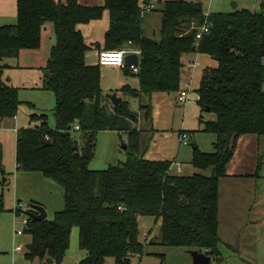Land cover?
<instances>
[{
	"label": "trees",
	"instance_id": "trees-1",
	"mask_svg": "<svg viewBox=\"0 0 264 264\" xmlns=\"http://www.w3.org/2000/svg\"><path fill=\"white\" fill-rule=\"evenodd\" d=\"M139 2L104 0L103 6L85 7L78 0H17L16 23L0 27V119L15 118L22 105L19 89L4 78L9 66L2 62L18 58L24 50H39L46 24H52L55 33L43 69L46 79L37 87L55 95V127L50 126L48 115H31L35 126L18 132L16 161L18 171L40 173L59 185L64 209L52 220L37 222L30 215L40 203L31 201L32 210L16 211L17 217L25 214L29 218L25 234L31 238L32 249L26 254L30 260L44 263L51 259L53 264H62L77 227L79 247L87 253L79 264H106L109 258L116 264H130L148 245L140 240L143 217L161 220L159 245L223 260L220 181L227 177L239 138L264 137V13L238 9L206 17L201 3L164 0L160 1L161 38L154 40L144 35V11ZM105 11L110 27L102 50L129 48L142 53L137 74L124 67L140 83L139 89L121 88L124 98L152 101L156 94L180 93L186 55H207L217 63L204 71L196 91L199 106L216 115L203 129L216 138L214 152L202 153L193 145L191 161L198 170H211L212 177L174 175L172 162L141 155L139 113L127 100L114 106L101 87V66L86 62L90 47L78 26L102 19ZM206 21L209 32L197 40ZM143 110L149 120L152 104L141 106ZM75 126L80 127L82 142L90 137L93 147L98 133L126 134V161L104 171L91 170L81 144L72 135ZM2 178L7 174L0 144V183ZM5 212V196L0 194V214Z\"/></svg>",
	"mask_w": 264,
	"mask_h": 264
},
{
	"label": "rangeland",
	"instance_id": "rangeland-1",
	"mask_svg": "<svg viewBox=\"0 0 264 264\" xmlns=\"http://www.w3.org/2000/svg\"><path fill=\"white\" fill-rule=\"evenodd\" d=\"M191 1V0H187ZM203 4L204 8H209V0H192ZM222 1V0H217ZM253 0H247V4ZM216 2V1H215ZM216 2V3H217ZM226 2L227 11L217 9L214 5L212 12H232L233 3L236 1ZM155 5L154 15L160 16L161 10L160 0H153ZM247 9L251 12H258L251 3ZM220 10V11H218ZM152 14L148 15V18ZM151 25V24H150ZM49 28V26L47 25ZM146 35L152 39H160V25H151L146 23ZM44 32V46L34 56L24 54L21 57L20 64L25 66V70L20 73L22 76L19 83L15 67L8 71L6 82L9 86L18 87L20 84L25 86L37 85L41 87L42 82L46 79L44 70H35V67L41 66V61L48 59L50 48L54 44V40L50 43L49 29ZM96 52L90 49L87 52V63H96ZM188 55L185 60H190ZM19 60V59H18ZM17 60V61H18ZM16 61V60H12ZM17 64L15 62H12ZM96 65V64H95ZM33 67L34 74L29 68ZM27 68V69H26ZM109 69L102 68V71L110 76ZM15 77V78H14ZM111 77V76H110ZM188 77V76H187ZM186 77V78H187ZM14 78V79H13ZM13 79V81H11ZM189 80V79H188ZM185 82L182 83L184 87ZM107 97L111 94L107 90V84L103 85ZM187 88L184 87L183 90ZM107 90V91H106ZM189 101L182 104L179 101V94L171 96L170 94H156L152 99L153 112L148 120L145 117V111H141V106L150 103L148 99L137 100L130 99V105L133 111L140 115V121L137 130L141 137V155L148 160L153 161H170L174 166L182 165V172H177L176 167H172L173 174L181 176H193L195 174L212 177V171H201L193 167L191 164L194 149L193 145L198 147L202 153H213L216 138L212 134L204 133L203 129L206 123L216 120V115L208 110H203L198 104V94L196 91L189 92ZM19 99L22 102L18 110V119L5 118L0 119V131L7 135L6 139H14L13 130L4 132L3 128H18L19 126L34 127L35 123L30 121L31 114L48 115L49 123L52 128L55 127L54 109L56 105L55 95L49 91L26 89L19 91ZM24 102V103H23ZM34 105L30 108L29 105ZM30 111V112H29ZM29 123V125H27ZM11 131V132H10ZM186 132L189 136V146H185L180 140V134ZM72 135L79 141L83 147V140L80 139V133L73 131ZM251 136L253 143L259 137ZM0 137L1 134H0ZM260 152L253 151L254 144L251 147L242 146L238 148L237 155L229 163L227 167V177L220 181V200H219V235L221 238L220 251L223 257L221 262L212 260L211 264H264V238L260 236L259 227L264 228V137L260 139ZM14 141V140H13ZM126 141L124 136L114 132H101L96 135L95 146L93 149L94 156L89 160V168L94 171H104L111 166L118 165L126 161L128 152L124 149ZM254 146V147H253ZM83 149V148H82ZM251 151V154L247 152ZM236 152V151H235ZM178 163V164H176ZM12 174V173H11ZM40 181H35L31 185L22 183L17 197L22 200L23 211L32 210L28 205L30 198H39L46 202L44 207L48 213V219L52 220L54 215L61 212L64 208L63 189L55 182L48 180L40 173H36ZM9 176V175H8ZM243 176V177H242ZM10 175L8 178H2L0 183V194L5 196V206L10 208L14 206V195L16 192L15 179ZM5 179V181H4ZM47 183V187L41 183ZM7 183V184H6ZM17 187V185H16ZM19 188V186H18ZM18 203V202H17ZM16 203V204H17ZM257 203V208L255 204ZM259 209V210H257ZM263 216L261 219V213ZM260 212V215L258 214ZM12 213V212H11ZM0 218L4 221L12 219L11 231L23 229L22 217L16 220L14 225L13 216L2 213ZM141 231L140 240L147 242L144 254L142 256H134L131 258L130 264H193L191 251L186 248L168 247L158 244V237L161 230V220L154 217H143L139 221ZM1 236V235H0ZM31 238L28 234L10 239L4 235L0 237V264H44L39 259L30 260L26 257L27 245L30 244ZM21 246V252L15 251V246ZM79 247V229L73 228L71 234L70 248L68 253L75 256L80 251ZM82 251V250H81ZM74 258H68L67 264H73ZM106 264H116L114 258H109Z\"/></svg>",
	"mask_w": 264,
	"mask_h": 264
},
{
	"label": "crops",
	"instance_id": "crops-1",
	"mask_svg": "<svg viewBox=\"0 0 264 264\" xmlns=\"http://www.w3.org/2000/svg\"><path fill=\"white\" fill-rule=\"evenodd\" d=\"M53 1L65 3L66 0H53ZM160 1H164V0H160ZM215 1L217 2V0H209L210 5H209L208 9L204 8V6L202 4L204 12H205L206 15H209L210 13H214V12H212L214 5L217 7V9H222L221 7H223V9H225V11H227L228 5L226 6V2H224V1H231V0H222V1H218L217 3ZM233 1L237 2V3H235V2L233 3V5L234 4L237 5V8L233 9L232 12L235 11V10H238V9L239 10L247 9V7L251 3H253L255 8L258 5V12L259 13L260 12L264 13V0H253V2L251 1L248 4H247V0H233ZM78 2H79V4L81 6H85V7H100V6L104 5V0H78ZM139 3H140V6L142 8L146 7L147 5L152 7L151 11L143 12V32H144L145 37L150 38V37H148L146 35V32H145L146 28L144 27V24L145 23H146V25L148 24L149 27L152 24L153 25L158 24V25H160V29H161L162 15H160V16L154 15V12H155L156 8H155V5H154L153 1L150 2V3H145L146 5L144 4L143 0H140ZM218 11H220V10H218ZM159 12H160V10H159ZM221 13H230V12H221ZM17 14H18L17 13V0H0V27H4V26H8V25H14L16 23V21H17ZM149 14H152V15L148 18ZM160 14H161V12H160ZM47 25L49 26V28L47 27ZM109 27H110V16H109V12L108 11H105L102 19H100L98 21H93V22H91L89 24H84V25H79L78 26V29L81 31V33L84 36L86 44L90 47V49L92 48L96 52V57H95L96 58L95 59L96 60V63H95L96 65L98 64V61H99V54L103 51L102 48L104 47L105 38H106V34H107L108 30H109ZM47 28L49 29V35H50L49 36V40H50V43L52 42V40H54V42H55V33H54L53 25L52 24H46L45 28L43 30V33H42V45H41V48L39 50H41L42 47L44 46L43 45L44 44L43 34H44L45 31H47ZM160 38H161V34H160ZM150 39H152V38H150ZM53 45L54 44H52V46L50 48V52H51V49H52ZM39 50H34V51H25L24 50V51H21V53H20L18 58L4 60L2 63L3 64H7L9 66V68L6 69V71H5V75H4L5 80H6V76H7L8 71L11 70L13 67H15L14 69H16V72L18 73L17 78H18V81L20 83V81H21L20 77L22 76L20 73H22V71L25 70V66H21V64H20L21 57L24 56V54L29 55V56H34L32 54H36ZM49 56H50V54H49ZM188 56L191 59L190 60H185L184 59V71H183V81H182V83L185 82L184 87L187 88L186 90L188 92H191V91L194 92V91H197L199 89V87H200V83H201L204 71L206 69H209V68H215L217 66V63L211 57H209L207 55L199 54V53H192V54H189ZM86 57H87V55H86ZM48 59H49V57H48ZM48 59L46 58V60L44 62L41 61V63H40L41 66L40 67H35V70H38V69L39 70H43L46 67V65H47ZM12 60H16V61H12ZM12 62H15L17 64H14ZM86 62H87V59H86ZM0 63H1V61H0ZM87 64L95 65L93 63L92 64L91 63H87ZM102 68H111V69H109V72H110L109 74H110L111 77L108 76L106 73H104L102 71ZM29 69L31 71L33 70L32 72L34 74L36 73V71L34 70L33 67H30ZM13 79L11 81H13ZM105 83L107 84V90L110 93H115L116 92L117 95L123 99V101L127 100V101H129V103H130V99L129 98H124L122 96V93H121L120 89L125 87V86H129V87H131L133 89H139L140 88L139 79L136 76H132L130 74H127L124 67L123 68L101 67V87H102L103 93L105 92V89L103 87V85H105ZM37 87H38L37 85L25 86L23 84H20L16 88H18L19 91H22V90H25V88L26 89H30V90H38ZM184 87H182V90H183ZM170 95L174 96V94H170ZM143 99H146V98H141V99H137V100H141L142 101ZM150 103L152 104V101H150ZM29 107L30 108H34V105L30 104ZM31 115H33V114H31ZM16 119H18V115L14 118V120H16ZM27 125H29V123ZM29 127L30 126H25V127L24 126H19L18 128L16 127V128H12V129H10L8 127L3 128L4 132H8V130H13L14 139H12L13 137L11 139H6L7 135H4L0 131V134L2 136V137H0V144L3 147V163H4V166H5L7 178L10 177V175H12L13 181H14V179L16 181L15 185H14V187L16 188V192H15V195H14V197H15L14 198V206H11L10 208L6 207L7 212H5L6 214H9L10 216H13L14 225H15V222H16V217H15V214H14L13 210H14L15 205H16L17 202L20 201L22 203V200H19L17 195H16V194H18L20 188H22L21 184L25 182L26 185H31L35 181H40L39 177H37V175H34L36 173L20 172V171H18V167H17L16 142H17L18 132L21 129L29 128ZM114 133H117V132H114ZM119 134L121 135V133H119ZM122 135L124 136V140L127 141V135L126 134H122ZM250 137L251 136L247 135V136H243V137L239 138V140L237 142V148H236L235 156L237 155L238 148H240V150H241L242 146L251 147L252 144H254V146H255L253 151L255 152V150H256L257 153L256 152L255 153L257 155H259V152H260V140L259 139L261 137H259L258 140L256 139V141H254V143H253L252 138H250ZM93 149H94V147L92 148V150ZM250 152L251 151L248 150L247 153L251 154ZM176 164H178V163H176ZM172 167H176V166H172ZM172 167H171V169H172ZM176 169H177V167H176ZM182 170L183 169H182V165H181V171L180 172H182ZM176 171L178 172V170H176ZM172 172H173V170H172ZM8 181H9V178H8ZM41 183L45 187L48 186L47 183L46 184L43 183V182H41ZM16 185H17V187H16ZM18 186H19V188H18ZM30 199H31L30 201L38 202V203L41 204V206L47 207L46 206V202L41 200V199H39V198H37V197L36 198H30ZM256 206H257V203L255 204V208H257ZM257 210H259V209H257ZM263 211H264V208H263ZM263 211L261 213V219H262V216H263ZM258 214L260 215V212ZM4 220L2 218H0V235H1L0 237H3L4 235H6V237H8V239H10V237L12 235L13 239H15L17 237V235L15 234V230L13 231V233L11 231V221H12V219H7L6 221H4ZM259 230H260L259 234H260L261 238H264V228L263 227H259ZM15 247L16 248L20 247V245L19 246H15ZM16 248H13V253L16 251ZM86 256H87V253L85 251H81V250L75 256H73V255H71V254H69L67 252L62 264H67V259L69 257L70 258H74L73 259V264H79Z\"/></svg>",
	"mask_w": 264,
	"mask_h": 264
},
{
	"label": "built area",
	"instance_id": "built-area-1",
	"mask_svg": "<svg viewBox=\"0 0 264 264\" xmlns=\"http://www.w3.org/2000/svg\"><path fill=\"white\" fill-rule=\"evenodd\" d=\"M151 10H152L151 6H146L143 8L144 12L145 11H151ZM206 17H208V15H206ZM208 32H209V25H208V22L206 21L205 24L199 28V32L197 34L196 39L201 40L203 35L207 34ZM132 54L139 56V59H140L142 53L139 50H133V49H129V48L120 49L118 51H102L99 54L98 63L101 67H113V68L128 67L133 73L137 74L139 71V66L135 67L134 65H132V66L126 65L125 60H124L125 57L132 55ZM179 101L182 104H186L189 101V92L187 90H182L180 92ZM74 130L77 132L80 131V127L75 126ZM188 139H189V136L187 135L186 132H182L180 134V140L185 146L190 145V142ZM172 166H174V165H172ZM177 170H178V172L181 171V165H179V164L177 165ZM23 207L24 206L22 203H17L15 205V208H14L15 213L14 214H15L16 220H18L20 218V217L16 216L17 215L16 211L17 210H23ZM21 217H22L21 219H22L23 229H19V230L15 231V234L18 236H22L26 233L25 231H26V228H27L28 223H29V218L27 215L22 214ZM22 250H23V248L21 246L16 248L17 252H21Z\"/></svg>",
	"mask_w": 264,
	"mask_h": 264
},
{
	"label": "water",
	"instance_id": "water-1",
	"mask_svg": "<svg viewBox=\"0 0 264 264\" xmlns=\"http://www.w3.org/2000/svg\"><path fill=\"white\" fill-rule=\"evenodd\" d=\"M236 8H237V5L234 4V9H236ZM124 60H125L126 65H129V66L134 65L135 67L139 66L140 59H139V56H137L135 54H132V55L125 57ZM106 98L109 99L114 106H119L123 103V99L121 97H119L116 92L108 94ZM207 110L209 111V109H207ZM48 144H50V141H48ZM92 148H93V145L91 143V138L89 137L83 143L82 151H83V157L85 159L91 160L93 158L94 153H93ZM124 149L125 150L127 149L126 145H124ZM4 181H5V179H4ZM184 204H186V201H184ZM35 210H36V213H31V215H30L34 221L37 222V221H44V220L48 219V213L43 206H36ZM27 249L29 251H31L32 246L27 245ZM190 253L193 257V264H211V262H212V258L210 256H207L204 253H201L199 251H191ZM44 264H53V261L51 259H47Z\"/></svg>",
	"mask_w": 264,
	"mask_h": 264
}]
</instances>
